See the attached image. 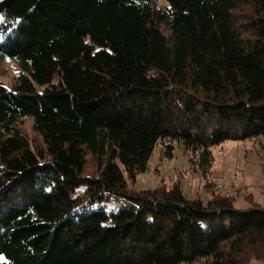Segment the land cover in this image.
I'll return each mask as SVG.
<instances>
[{"label": "trees", "instance_id": "16d2710c", "mask_svg": "<svg viewBox=\"0 0 264 264\" xmlns=\"http://www.w3.org/2000/svg\"><path fill=\"white\" fill-rule=\"evenodd\" d=\"M165 2L0 0V264H264V205L131 185L264 144V0Z\"/></svg>", "mask_w": 264, "mask_h": 264}, {"label": "rangeland", "instance_id": "374dc122", "mask_svg": "<svg viewBox=\"0 0 264 264\" xmlns=\"http://www.w3.org/2000/svg\"><path fill=\"white\" fill-rule=\"evenodd\" d=\"M160 3L166 5L165 0ZM20 72L12 59L0 63V80L12 86ZM20 126L34 148L43 146L41 136L34 130L30 117H23ZM159 144L147 173L141 174L135 183L136 190L156 189L179 185L188 198L230 196L237 207L248 208L253 203L264 205V144L260 141H229L213 148V166L204 171L191 161V154L177 147L173 158L163 155ZM88 172L95 170L91 157ZM118 207L120 205H117Z\"/></svg>", "mask_w": 264, "mask_h": 264}]
</instances>
